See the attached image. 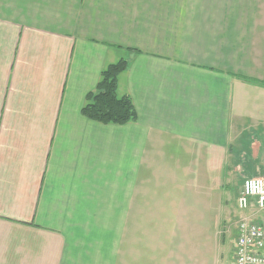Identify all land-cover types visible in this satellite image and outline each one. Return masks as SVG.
<instances>
[{"label":"crops","instance_id":"crops-1","mask_svg":"<svg viewBox=\"0 0 264 264\" xmlns=\"http://www.w3.org/2000/svg\"><path fill=\"white\" fill-rule=\"evenodd\" d=\"M121 58L137 118H87ZM232 163L264 177V0H0V264H222Z\"/></svg>","mask_w":264,"mask_h":264},{"label":"built area","instance_id":"built-area-1","mask_svg":"<svg viewBox=\"0 0 264 264\" xmlns=\"http://www.w3.org/2000/svg\"><path fill=\"white\" fill-rule=\"evenodd\" d=\"M236 202L249 219L236 224L234 264H264V177H246Z\"/></svg>","mask_w":264,"mask_h":264},{"label":"trees","instance_id":"trees-1","mask_svg":"<svg viewBox=\"0 0 264 264\" xmlns=\"http://www.w3.org/2000/svg\"><path fill=\"white\" fill-rule=\"evenodd\" d=\"M127 65V59L121 58L105 67L94 91L86 95V103L81 107V113L84 116L105 124H124L137 118V112L130 97L118 95L116 91L118 75L127 68ZM244 179L241 182L239 194Z\"/></svg>","mask_w":264,"mask_h":264},{"label":"rangeland","instance_id":"rangeland-1","mask_svg":"<svg viewBox=\"0 0 264 264\" xmlns=\"http://www.w3.org/2000/svg\"><path fill=\"white\" fill-rule=\"evenodd\" d=\"M125 59V58H124ZM131 99V98H130ZM132 101V100H131ZM249 140V137H244L243 142H244V146H246L247 142ZM235 143L231 144L230 147H233ZM238 146V143H237ZM234 157V156H233ZM238 157V156H237ZM239 158H240V154H239ZM233 159V158H232ZM214 161V160H213ZM216 163H218L220 166H223L224 164H222V160L217 157L216 161L212 163V165H215ZM227 164H225L224 167H226ZM209 171H206L205 173H207ZM220 174H224L225 177L227 175L225 184H226V192L224 193L225 196L227 198H229L226 201V206L227 209L229 211V213L227 214L225 219V223L223 224V230H225V242H224V247H221V252L223 253L224 256V261L222 264H233L234 263V259L233 257H231L230 253L228 252V247H230L231 245H233V240H234V244H235V238H236V232H235V225L238 221L243 220L242 218H246L249 219V213H245L246 211H241L239 210V208L236 205V201H237V196L239 194V189L241 186V182L243 180V170L241 168V163L238 165L235 164H231V170L230 169H226V170H220L219 171V175ZM243 175V176H242ZM215 181H213L212 184H214ZM227 193V195H226ZM222 222H224V220H222ZM140 236H143L142 233L139 234ZM145 237V235H144ZM144 238L143 240H139L137 241V243L140 244V246H143L142 242H144Z\"/></svg>","mask_w":264,"mask_h":264}]
</instances>
